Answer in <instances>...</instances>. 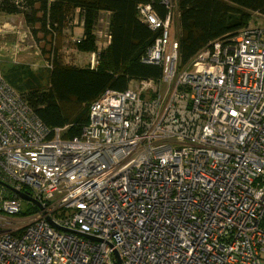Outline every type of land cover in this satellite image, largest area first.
<instances>
[{"label":"built area","instance_id":"1","mask_svg":"<svg viewBox=\"0 0 264 264\" xmlns=\"http://www.w3.org/2000/svg\"><path fill=\"white\" fill-rule=\"evenodd\" d=\"M101 17L92 67L111 41ZM65 128L45 125L0 67V212L18 216H0V264H150L142 79L104 90L78 134ZM24 200L38 210L24 215Z\"/></svg>","mask_w":264,"mask_h":264},{"label":"trees","instance_id":"2","mask_svg":"<svg viewBox=\"0 0 264 264\" xmlns=\"http://www.w3.org/2000/svg\"><path fill=\"white\" fill-rule=\"evenodd\" d=\"M139 0H0V11L19 14L35 41H49L54 50L47 55L48 67L9 64L2 68L6 82L17 90L40 120L50 128L66 127L64 138L78 134L87 124L89 105L107 88L124 90L142 79ZM76 13L83 35L74 41L78 51L96 49L95 25L106 14L110 44L92 67L62 63L58 52L65 26ZM56 43V46L53 44ZM43 52V50H42Z\"/></svg>","mask_w":264,"mask_h":264},{"label":"rangeland","instance_id":"3","mask_svg":"<svg viewBox=\"0 0 264 264\" xmlns=\"http://www.w3.org/2000/svg\"><path fill=\"white\" fill-rule=\"evenodd\" d=\"M76 13L74 20L65 26V37L61 44V49L58 52L62 63L76 66H87L90 64L92 56L87 52L78 51L74 46L75 38L83 35V27L79 16ZM102 20L97 28L103 30L107 26V17L102 14ZM0 21H5L0 24V35L13 32L15 38L17 36L21 41H0V67L1 69L9 64H25L33 70H38L43 67H48L49 60L47 55H52V44L49 41L41 39V33H38L40 41H35L29 26L25 24L24 18L19 14H6L0 11ZM56 46V43L53 44ZM43 50V52H42ZM135 86V85H134ZM38 207L33 206L29 201L22 202V213L24 215L37 211ZM2 217L16 218L18 216H10L0 212Z\"/></svg>","mask_w":264,"mask_h":264},{"label":"crops","instance_id":"4","mask_svg":"<svg viewBox=\"0 0 264 264\" xmlns=\"http://www.w3.org/2000/svg\"><path fill=\"white\" fill-rule=\"evenodd\" d=\"M13 34H14L13 32H9V33H5V34L0 35V41H21L18 36H17V38H15V36ZM1 71H2V69H1Z\"/></svg>","mask_w":264,"mask_h":264},{"label":"water","instance_id":"5","mask_svg":"<svg viewBox=\"0 0 264 264\" xmlns=\"http://www.w3.org/2000/svg\"><path fill=\"white\" fill-rule=\"evenodd\" d=\"M11 189H12V191H14L15 193H17L21 198L26 199V200H31V198H30L28 195H26L24 192L19 191V190H16V189H14V188H11ZM34 203H35L37 206H40V204H39L37 201H35ZM49 220H50V222H51L52 225L56 226V224L52 221L51 218H49ZM90 237H91V236H90ZM92 238H93V237H92Z\"/></svg>","mask_w":264,"mask_h":264},{"label":"clouds","instance_id":"6","mask_svg":"<svg viewBox=\"0 0 264 264\" xmlns=\"http://www.w3.org/2000/svg\"><path fill=\"white\" fill-rule=\"evenodd\" d=\"M92 52H93V51H92ZM92 52H91V53H92ZM91 53H89V55H91ZM90 64H91V60H90Z\"/></svg>","mask_w":264,"mask_h":264}]
</instances>
